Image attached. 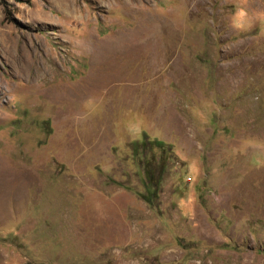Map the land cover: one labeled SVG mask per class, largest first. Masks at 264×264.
Here are the masks:
<instances>
[{
    "label": "rangeland",
    "instance_id": "obj_1",
    "mask_svg": "<svg viewBox=\"0 0 264 264\" xmlns=\"http://www.w3.org/2000/svg\"><path fill=\"white\" fill-rule=\"evenodd\" d=\"M7 8L0 264H264V0Z\"/></svg>",
    "mask_w": 264,
    "mask_h": 264
},
{
    "label": "trees",
    "instance_id": "obj_2",
    "mask_svg": "<svg viewBox=\"0 0 264 264\" xmlns=\"http://www.w3.org/2000/svg\"><path fill=\"white\" fill-rule=\"evenodd\" d=\"M0 4L3 6V11H4L5 19L8 20V21H12L14 19V17H13V14L12 13L11 14L8 13L7 0H0ZM151 146H155L156 148H159L162 151L165 149L163 147L161 141H157V140H154V139L153 140H148L147 147L150 148ZM160 168H161V164H160ZM148 169H150V168H148ZM151 176H153V174H151ZM143 196H144L143 198L149 204L152 203L153 200H154V198L158 196V191H157V185H156V183H151V187L148 186V188L146 190V193Z\"/></svg>",
    "mask_w": 264,
    "mask_h": 264
},
{
    "label": "clouds",
    "instance_id": "obj_3",
    "mask_svg": "<svg viewBox=\"0 0 264 264\" xmlns=\"http://www.w3.org/2000/svg\"><path fill=\"white\" fill-rule=\"evenodd\" d=\"M247 15L244 8H240L239 11L236 13V18L233 21V26L240 30H246L245 24L242 22V18ZM260 20L262 23H264V12H261L259 14Z\"/></svg>",
    "mask_w": 264,
    "mask_h": 264
}]
</instances>
